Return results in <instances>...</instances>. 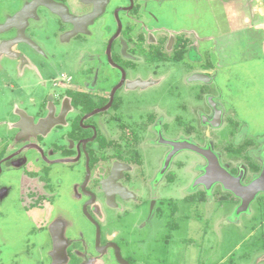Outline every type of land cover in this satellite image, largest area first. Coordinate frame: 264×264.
I'll return each mask as SVG.
<instances>
[{"label": "flooded vegetation", "instance_id": "af4514ba", "mask_svg": "<svg viewBox=\"0 0 264 264\" xmlns=\"http://www.w3.org/2000/svg\"><path fill=\"white\" fill-rule=\"evenodd\" d=\"M161 11L158 0H0V86L11 94L0 101V210L18 232L12 245L0 239V264H52L54 236L61 264H134L122 249L175 220L179 205L160 191H172L184 153L200 162L183 201L221 202L250 219L252 205L264 206V143L238 131L218 150L210 132L225 123L224 102L235 108L222 64L205 66V47L195 50L211 36L171 29ZM191 53L198 63L183 83L206 85L193 110L189 89L165 67L185 68ZM157 77L172 84L167 106L142 97L159 89ZM158 146L160 156L148 149ZM17 175L22 182L11 181ZM260 220L264 242V211Z\"/></svg>", "mask_w": 264, "mask_h": 264}, {"label": "rangeland", "instance_id": "374dc122", "mask_svg": "<svg viewBox=\"0 0 264 264\" xmlns=\"http://www.w3.org/2000/svg\"><path fill=\"white\" fill-rule=\"evenodd\" d=\"M158 1L162 9L161 12H164L159 14L160 21L168 24L169 28L182 26L181 28H191L198 36H211L210 39H203V44H200V47L199 43L196 42L195 50L201 47L206 49V58H203L204 55L200 54L206 64L205 66H210L209 64L218 66V64L221 65L232 60L234 62V64H229V68H223V65L219 68V71L223 72L226 78L225 90L226 87L229 88V93L235 100V102L233 100V104L236 109L230 108L229 104L224 102L223 106H225L227 112L225 113L223 127L210 129L211 134H216L218 137L217 149L221 150L226 144L232 145L229 141H233L234 135L236 136L238 131H242L243 137L241 139L252 140L255 144H263L264 58L252 59L250 57L254 54L255 56H261L262 50H257L256 46H253L255 40L252 42L250 39L245 38L247 37L246 32L240 30L245 26L243 24L245 16L252 21L260 20L257 13L250 12L251 3H259L255 0ZM164 2L166 5L161 6ZM263 3L264 0L261 4ZM184 14L185 18L181 19ZM250 33H252L251 30ZM254 33L255 37L253 38L257 39L258 44L257 35L259 34L257 31ZM240 45L247 46L248 52L245 47H243L245 52L241 51ZM252 50L254 53L250 54ZM231 51H233V54ZM193 58V53H191L190 60H188L189 58L186 59L188 63L185 68L181 62L165 66L169 71L175 72L173 73L175 81L169 73L172 76L173 84L177 87L178 85H184L185 89H189V93L186 95L190 97L192 103L190 105H193L192 110L198 104L196 98L199 87L206 86L198 81L183 83L188 71L192 70L198 63V61L194 63ZM184 65H186L185 62ZM65 69L69 70L70 66ZM160 79L158 78L160 81L159 89L156 86H151L148 90L142 92V97L146 98L149 103L159 100L167 106L170 102L166 98V91L170 88L169 85L172 84L168 83L165 77ZM206 89L210 91L211 88L207 85ZM10 97V92L0 86V101H9ZM125 101L131 104L130 107L134 104L131 97H127ZM126 102L125 107L127 106ZM193 115L194 113H191V117ZM193 125L197 130L196 132H198L197 122ZM191 137L194 140L198 139L193 134H191ZM148 149L159 151V156L161 151L164 150L160 146ZM182 156L187 161H185L186 164L181 170H176V184L172 191L166 189L160 191L162 196L170 195V197H173L179 205L175 220L171 221L169 225H158L159 230L151 238L144 236L143 246L140 244L135 245L134 240H132L128 247L122 249V254L127 255L128 253L135 257V260H132L134 264H264V242L258 239L260 233L259 230L255 229L257 223L261 221L260 217L264 211V206L259 208L252 205L251 212L255 208L257 209L254 211L255 217L250 219L249 215L237 213L234 208L227 209L223 204L220 206L221 202H216L207 207L194 201H183V195L187 191H191V182L197 174L195 166L197 162H200V159L196 153L191 152L184 153ZM11 181L14 183L22 182L23 178L17 175ZM0 216L3 217L0 218V239L7 237L6 242L12 245L15 240L11 237L18 235V232L12 230L11 220L7 213L0 210ZM174 222L175 228L172 229ZM177 223L184 228L177 227ZM82 227L90 228L84 223H82ZM154 238H157V241H154ZM3 251V255L7 258L6 250ZM40 253L41 257L47 261L45 253L43 251Z\"/></svg>", "mask_w": 264, "mask_h": 264}, {"label": "crops", "instance_id": "0c3cea01", "mask_svg": "<svg viewBox=\"0 0 264 264\" xmlns=\"http://www.w3.org/2000/svg\"><path fill=\"white\" fill-rule=\"evenodd\" d=\"M257 1L259 4H252L251 3V8H250V12H255L260 16V20L259 21H252L249 20L246 16L243 19V24L245 25L243 28H241L240 30L242 32H246V36L245 38L250 39V41H254L255 40V44L253 43V46H256L257 50L261 49L262 50V54L261 56L257 55L255 56V54L252 57V59H261L260 57L264 58V3L261 4L262 0H255ZM257 5V6H256ZM239 30V31H240ZM250 30L252 31V33H250ZM255 31L258 32L259 35H257L258 37V44H257V39L253 38L255 37ZM263 31V32H262ZM244 34V33H243ZM245 47V45H240L239 48L241 51L245 52L244 50L246 49L248 52V47L246 46L245 49L243 48ZM251 48H253L251 46ZM250 48V50H251ZM254 49V48H253ZM255 50V49H254ZM231 53L233 54V51H231ZM253 50L250 52V54H253ZM250 57L248 58L250 60ZM234 64L233 60L231 62L228 63H223L222 65L225 67H229V64Z\"/></svg>", "mask_w": 264, "mask_h": 264}, {"label": "water", "instance_id": "95a60500", "mask_svg": "<svg viewBox=\"0 0 264 264\" xmlns=\"http://www.w3.org/2000/svg\"><path fill=\"white\" fill-rule=\"evenodd\" d=\"M19 128L21 129V128H23V126L19 125ZM191 148L195 149L196 147L191 145ZM225 175H228V174L225 173ZM221 181L224 183V185L227 188H229L230 190H233L236 194H240V192L236 189L234 184H231L228 181H226L225 177H223V179H221ZM259 181H260L259 179L254 181V185L256 186L257 182H259ZM63 256H64V249H63V246L61 244V241L59 238L54 236V250L52 253V259H53L52 264H61V262L63 260ZM114 260L116 261L117 264H129V262L123 258H122V261H119L116 258H114Z\"/></svg>", "mask_w": 264, "mask_h": 264}]
</instances>
